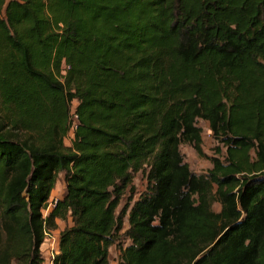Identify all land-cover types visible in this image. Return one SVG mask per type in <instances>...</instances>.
<instances>
[{"label": "trees", "instance_id": "16d2710c", "mask_svg": "<svg viewBox=\"0 0 264 264\" xmlns=\"http://www.w3.org/2000/svg\"><path fill=\"white\" fill-rule=\"evenodd\" d=\"M57 219L51 264H264V0H0V264Z\"/></svg>", "mask_w": 264, "mask_h": 264}, {"label": "rangeland", "instance_id": "374dc122", "mask_svg": "<svg viewBox=\"0 0 264 264\" xmlns=\"http://www.w3.org/2000/svg\"><path fill=\"white\" fill-rule=\"evenodd\" d=\"M76 105H77V101L73 100L71 103V106H70V117L72 120V124H74L76 122V117H74V109H75ZM196 125L201 129V139H202L201 147H202L203 155L199 156L196 153V151L194 150V148L192 147V145H190L188 143L180 144L179 150H180L181 154L183 155L184 162H186L188 164L191 171H193L195 173H205L207 171V169L211 168V166H212L210 157L215 156L216 155V148L221 147V146L218 144V142L213 137L212 131L210 130L209 124L206 120L198 119L196 121ZM72 135H73V131L70 130L68 135L64 139L65 144H67V145H69V143L71 144L70 141H71ZM221 149H222V152H224V148L221 147ZM57 179H59L61 182V183H55L56 187L59 188L60 184H62V182H63L62 173L59 174ZM63 184H64V182H63ZM133 184L135 186L133 199L135 200L137 198V196L139 195V193L143 192L145 187H146V184H147L146 175L141 171L135 173L134 179H133ZM64 186H65V184H64ZM127 195L128 194H126L123 197V199L121 200L118 208L116 209V213L119 212L124 201L126 200ZM213 209L215 211H218L219 205L214 204ZM61 222H62V225L64 228L66 223L62 220H61ZM127 226H128L127 218L125 217L124 218V229L127 228ZM49 237H50V235H49ZM120 242H121V244L126 245L128 243V240L122 236L120 239ZM50 251H51V246H50V248L46 249L42 253V256H43V263L42 264H49V260H51ZM108 259H109L110 264H118L119 251H118V248L116 247V245L110 246Z\"/></svg>", "mask_w": 264, "mask_h": 264}, {"label": "crops", "instance_id": "0c3cea01", "mask_svg": "<svg viewBox=\"0 0 264 264\" xmlns=\"http://www.w3.org/2000/svg\"><path fill=\"white\" fill-rule=\"evenodd\" d=\"M65 145H67V144H65ZM69 145H70V143H69ZM56 183H61V182L59 179H57ZM64 188H65V186H64L63 182H62V184H60L59 188H57L56 184H55V187L52 190V194L50 197H52V196L56 197L57 196L59 198L62 195ZM56 222H57V228L54 230H50V237L48 239L47 238L44 239V242L41 245V252L42 253L46 249L50 248V246H51V248L54 247V244H53L54 240L58 241V235H59L60 230L63 229V225H62L61 220H59V219H57ZM55 247L57 248V243H56Z\"/></svg>", "mask_w": 264, "mask_h": 264}, {"label": "built area", "instance_id": "2783aa9c", "mask_svg": "<svg viewBox=\"0 0 264 264\" xmlns=\"http://www.w3.org/2000/svg\"><path fill=\"white\" fill-rule=\"evenodd\" d=\"M75 127V124H73L72 125V127H71V130H73V128ZM57 200H58V197H54V196H52V197H50L49 198V200L47 201V203L45 204V206H44V208L42 209V212H44L43 213V215L45 216L52 208H54L55 207V205H56V203H57ZM49 235H50V230H45L44 231V239H48V237H49ZM56 243H57V241L56 240H54L53 241V244L56 246ZM52 247L51 248V251H50V257H51V259L53 258V256H54V254L56 253V247ZM49 264H51V260H49Z\"/></svg>", "mask_w": 264, "mask_h": 264}]
</instances>
